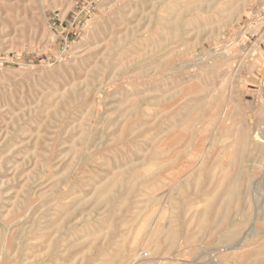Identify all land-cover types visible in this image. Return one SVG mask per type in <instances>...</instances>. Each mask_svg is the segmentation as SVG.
Wrapping results in <instances>:
<instances>
[{"label": "rangeland", "instance_id": "1", "mask_svg": "<svg viewBox=\"0 0 264 264\" xmlns=\"http://www.w3.org/2000/svg\"><path fill=\"white\" fill-rule=\"evenodd\" d=\"M188 263L264 264V0H0V264Z\"/></svg>", "mask_w": 264, "mask_h": 264}, {"label": "bare ground", "instance_id": "2", "mask_svg": "<svg viewBox=\"0 0 264 264\" xmlns=\"http://www.w3.org/2000/svg\"><path fill=\"white\" fill-rule=\"evenodd\" d=\"M249 136H250V134H249ZM254 137H255V135H254ZM259 139V138H258ZM262 141V140H261ZM197 187V186H196ZM138 259V258H137ZM134 262V261H133ZM189 264V263H188Z\"/></svg>", "mask_w": 264, "mask_h": 264}]
</instances>
